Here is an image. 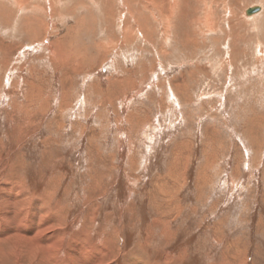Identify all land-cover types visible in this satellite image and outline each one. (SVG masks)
Returning <instances> with one entry per match:
<instances>
[{
    "label": "rangeland",
    "instance_id": "1",
    "mask_svg": "<svg viewBox=\"0 0 264 264\" xmlns=\"http://www.w3.org/2000/svg\"><path fill=\"white\" fill-rule=\"evenodd\" d=\"M0 264H264V0H0Z\"/></svg>",
    "mask_w": 264,
    "mask_h": 264
},
{
    "label": "water",
    "instance_id": "2",
    "mask_svg": "<svg viewBox=\"0 0 264 264\" xmlns=\"http://www.w3.org/2000/svg\"><path fill=\"white\" fill-rule=\"evenodd\" d=\"M258 11H259V8L258 7H254V8H251V9H247L245 14L247 16V15H250V14H254V13L258 12Z\"/></svg>",
    "mask_w": 264,
    "mask_h": 264
},
{
    "label": "bare ground",
    "instance_id": "3",
    "mask_svg": "<svg viewBox=\"0 0 264 264\" xmlns=\"http://www.w3.org/2000/svg\"><path fill=\"white\" fill-rule=\"evenodd\" d=\"M158 5V4H157ZM175 5V4H174ZM173 5V6H174ZM169 6V5H168ZM163 7V6H162ZM254 7H258L259 8V11H260V7L259 6H253V7H251V8H254ZM160 8V7H159ZM169 8V7H168ZM251 8H249V9H251ZM176 9V8H175ZM173 10V9H172ZM163 11V10H162ZM168 11V10H167ZM258 11V12H259ZM246 12V11H245ZM258 12H256V13H258ZM256 13H254V14H256ZM254 14H250V15H247V16H251V15H254ZM246 15V14H245ZM167 18H168V16H167ZM169 19V18H168ZM26 237V236H25ZM32 243H34V242H32ZM32 245H34V244H32ZM57 247H59V246H57ZM49 249V248H48ZM52 249V248H51ZM56 249V248H55ZM50 250V249H49ZM58 250H60V249H58ZM52 251H54V250H52ZM49 252V251H48ZM52 258V257H51Z\"/></svg>",
    "mask_w": 264,
    "mask_h": 264
}]
</instances>
